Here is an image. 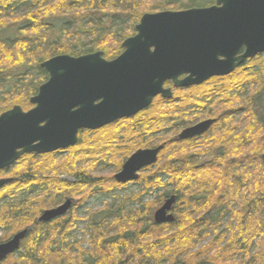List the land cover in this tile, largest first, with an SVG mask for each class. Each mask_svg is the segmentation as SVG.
<instances>
[{
  "label": "trees",
  "instance_id": "16d2710c",
  "mask_svg": "<svg viewBox=\"0 0 264 264\" xmlns=\"http://www.w3.org/2000/svg\"><path fill=\"white\" fill-rule=\"evenodd\" d=\"M148 1L0 0V13H5L0 15V32L12 28L14 33L11 39L0 38V112L28 104V97L48 78L40 65L48 57L101 50L112 58L146 10L214 2ZM18 6L30 9L13 14ZM214 80L189 93L190 100L196 97L193 107L202 103L203 93L211 100L219 91V102L207 109L215 114L219 105V125L198 142L164 143L157 161L134 182L139 189L121 197L119 204L88 215L81 239L73 234L77 222L84 220L75 208L41 222L33 203L56 204L72 197L80 206L96 194L125 189L113 172L137 147L157 139L162 143L164 137L153 133L166 130V120H150L149 110L120 125L80 131L77 145L64 153L30 155L15 170L9 189L0 191V229L5 235L27 229L19 249L7 257L9 264H264V53ZM90 154L95 165L109 161L111 174L93 173L87 166ZM171 194L177 196L175 219L156 224V206L146 199L161 203Z\"/></svg>",
  "mask_w": 264,
  "mask_h": 264
},
{
  "label": "water",
  "instance_id": "95a60500",
  "mask_svg": "<svg viewBox=\"0 0 264 264\" xmlns=\"http://www.w3.org/2000/svg\"><path fill=\"white\" fill-rule=\"evenodd\" d=\"M135 32L122 41L123 51L112 60L97 50L77 56L57 54L41 62L48 78L31 97L33 107L23 111L16 105L0 114V169L25 153L46 154L74 146L80 129L95 130L134 115L157 94L170 97L171 90L163 88L166 80H172L174 87L201 84L264 53V0H215L205 7L146 12ZM212 123L207 119L184 128L178 139L199 136ZM162 149L160 144L134 151L114 174L115 181H136L139 171L154 164ZM7 182L0 179V187ZM175 199L166 198L154 211L156 224L174 221L170 210ZM71 204L67 198L44 210L38 221L64 215ZM26 233L22 229L0 243V261L19 249Z\"/></svg>",
  "mask_w": 264,
  "mask_h": 264
},
{
  "label": "flooded vegetation",
  "instance_id": "af4514ba",
  "mask_svg": "<svg viewBox=\"0 0 264 264\" xmlns=\"http://www.w3.org/2000/svg\"><path fill=\"white\" fill-rule=\"evenodd\" d=\"M215 3V0L212 4ZM210 4V5H212ZM209 6V5H208ZM13 11V10H12ZM156 12V11H155ZM146 13V12H145ZM144 14V13H143ZM142 14V15H143ZM0 15H5V13H0ZM138 23V22H137ZM136 23V24H137ZM135 24V25H136ZM13 27V26H12ZM135 28V26H134ZM10 31H12V28L11 30L9 29H6V30H3L2 32H0V38L1 39H11L14 37V33L13 31L10 33ZM136 32L134 30V33L129 35V36H132L134 35ZM128 36V37H129ZM127 38V37H126ZM125 39V38H124ZM123 39V40H124ZM122 40V41H123ZM122 43V42H121ZM122 48V47H121ZM123 51V49L120 51V53ZM89 53V52H88ZM119 53V54H120ZM85 54V53H84ZM118 54V55H119ZM56 55V54H55ZM118 55H116L115 57H112V58H106L108 60H112L114 58H116ZM54 56V55H53ZM74 56V55H73ZM52 57V56H50ZM49 58V57H48ZM47 58V59H48ZM182 76H180V78H182ZM215 78H219V76H213V77H210L208 78L206 81L202 82L201 84H197V85H192V86H188V87H174L173 85V82L172 80H166L163 84V88H169L171 90V96L166 98V97H163L161 94H157L153 97L151 103L144 107L143 109H141L140 111H138L136 114L134 115H131L129 117H124V118H120V119H117L115 120L114 122H112L111 124H107L105 126H102L101 128H98V129H95V130H90V129H80L78 131V136H79V132L82 131V130H89V131H98V130H102L104 129L105 127H108L110 125H113L114 124H117L118 122H126V121H131V119H133L134 117L136 116H139L143 113H146L147 111H153L155 108V112L156 113H152V115L150 116V120L152 118H158L159 122H160V117H162L163 119L166 120V123L165 125L166 128L169 130V133H172L171 136L169 137H165L166 139L163 140L162 143H158L156 145H149V146H145V147H137L136 149H134L127 157L126 159L134 152L136 151L137 149H143V148H153V147H156L160 144H164L166 142L168 143H173L174 142H177V141H182V140H179L178 139V134L184 129V128H187L189 126H193L201 121H204V120H207V119H213V123L211 124V126L209 127V129L204 132L203 134L199 135V136H195V137H192V138H189V139H185V140H192V142H198L204 135L206 134H210L212 132V129L214 126H218L219 125V105H218V112L215 113V115L213 114H208L207 113V109H209L211 107V105L214 103V101H218L219 102V91L216 93V96L215 97H212L211 100H208L207 98V95L203 93V95L205 96V98L203 97V95L200 97L201 100H202V103H200L199 105L197 104H193V107L191 105V103H195L196 101H194L193 99H195L196 97H193L191 100H190V93L189 91L192 89H194L195 86H201V85H204V87H207L209 85H212V83L214 84L215 83ZM183 94V96H182ZM33 95H30L28 97V104H13L11 105L9 108L3 110L1 113L7 111V110H10L12 107L18 105L22 108L23 111H28L30 110L32 107H33V104L31 103L30 99ZM217 98V99H216ZM190 100V104L186 101ZM188 106H190L189 108H187ZM162 109V110H166L167 113H164L162 115H160L159 110ZM171 110V112H170ZM178 113V114H176ZM204 114V116H203ZM203 116V118H201L200 116ZM117 125H120V124H117ZM158 126V125H157ZM180 128V129H179ZM166 129V130H167ZM176 129H179V131H176ZM168 133V134H169ZM159 132H154L153 135H158ZM95 137V135L93 136ZM159 142V140H158ZM77 144H75L74 146H70L68 148H65V149H60L58 151H55L56 153H64L65 151L69 150L70 148L72 147H75ZM19 150V149H18ZM32 154H35V153H25L23 154L22 156H20L19 158L16 159V161H14L13 163H11L10 165L6 166V167H3L2 169H0V179H9V182L3 184L1 187H0V191H5L6 189H9L10 187V184L14 181L15 179V170L16 169H19L21 168L22 165H25L26 164V160L30 157V155ZM160 154V152H159ZM159 154H158V157H159ZM125 159V160H126ZM124 160V161H125ZM123 161V162H124ZM123 164V163H122ZM121 164V166H122ZM120 166V168H121ZM120 168L117 170L119 171ZM146 169L143 168L139 171V176L142 172V170ZM113 172V176L114 174L117 172ZM135 181H132V182H127V183H124L122 184L123 185V188H126V187H129L131 184H133ZM174 195L175 198L177 199V196L175 194H171L167 197H165L164 199H162L161 203L158 204V206L156 207V209L161 206V204H163L164 200L170 196ZM67 198L71 199L72 201V204H71V207L67 210L66 213H68V211L71 209V208H79L78 204H77V199L75 198H72V197H65L64 200L62 202H59L58 204H56L55 206L53 207H57L59 206L60 204H62ZM176 199H175V202H176ZM75 205V206H74ZM175 203L172 205V208L170 210V212L174 215L175 217V207H174ZM53 207H49L50 208H53ZM154 209V211L156 210ZM45 209L42 210V212L44 211ZM41 212V213H42ZM66 213L64 215H66ZM154 213V212H153ZM64 215H62V217H64ZM39 217V216H38ZM37 217V218H38ZM60 217V216H59ZM57 218V217H56ZM152 218H153V214H152ZM55 219V218H54ZM15 234V233H13ZM13 234H11L10 236H8L6 238L9 239ZM4 240V241H6ZM2 241V242H4ZM1 243V242H0ZM18 250V249H17ZM9 256V255H8ZM7 256V257H8ZM6 259V258H5ZM204 263V262H203ZM198 264H201V263H198Z\"/></svg>",
  "mask_w": 264,
  "mask_h": 264
},
{
  "label": "rangeland",
  "instance_id": "374dc122",
  "mask_svg": "<svg viewBox=\"0 0 264 264\" xmlns=\"http://www.w3.org/2000/svg\"><path fill=\"white\" fill-rule=\"evenodd\" d=\"M149 1L152 2V0H149ZM149 1H148L147 4L150 3ZM29 9L30 8L27 7V6H18V7H16V9L13 10V14H21V12H23L24 10L27 11ZM146 12H147V10H146ZM149 12H151V11H149ZM228 106L229 105H225V106H222V108H225V107H228ZM155 110H156V108L153 110L154 113H156ZM170 112H171V110H170ZM158 113H160V115H162L164 113H167V111L165 109L164 110L160 109ZM213 115H215V114H213ZM203 116H204V114H203ZM203 116L201 115L200 117L203 118ZM163 126H167V125H163ZM179 129H176L175 132L179 131ZM168 133H169L168 129L164 130V131H161L158 134V137H164V140H165L166 139L165 137H169L172 134V133H169V134ZM158 143H161V142H158V139H157V140H154L151 145L153 146V145H156ZM94 157L95 156H93V155L91 156V154L87 156V158H89V163H87V166L89 165V167L91 169H93L92 170L93 173H96V174H99V175H110L114 168L110 164H107L109 161L106 162V161H103V160H101V161L99 160L100 162L98 163V161H97L98 164L95 165L94 164L95 163V160H94L95 158ZM96 160H98V159H96ZM62 177L66 178V179H69V180H73L72 177L67 176V175H63ZM138 189H139V184L134 183V184H131L129 187L125 188V189H122V190H119V191L116 190V191H114L112 193H107V194H96L95 196H92L91 198H89L84 204L80 205L79 208L76 209L77 215L79 217H81L82 219H84V220H81V221L77 222L78 226H77V229L73 231V234H75L76 238L81 239V237L83 236V232L86 230L85 226L88 223V221H87L88 215H90L91 213L102 209L103 207H105V205L110 206L112 204H115V205L119 204L121 202V197H123L124 195L130 194L132 192H135ZM36 191H37V189H35L32 192V195L35 194ZM153 198L154 197H151V198L147 197V199H146V200H148L147 203L151 202L152 205L157 207L159 203L153 202ZM63 200H64V198L60 202H62ZM56 204H58V203H56ZM56 204L55 203L51 204L50 201L49 202L46 201L44 203H39L38 204L37 201H36V202L33 203L34 213H38V214L40 213L38 215V216H40L43 209H45V210L49 209V207H53ZM136 206H138V205L134 204V207H136ZM154 209H156V208H154ZM153 212H154V210L152 211V213ZM225 220H226V218H225ZM22 229H25V227L22 228ZM22 229H20V230H22ZM20 230H18V231H20ZM6 233L7 232H4V231H2L0 229V242L6 240V238L8 236H10V234L5 235ZM83 247L84 248L88 247L86 242L83 243ZM9 261L10 260L7 258L3 264H9Z\"/></svg>",
  "mask_w": 264,
  "mask_h": 264
}]
</instances>
